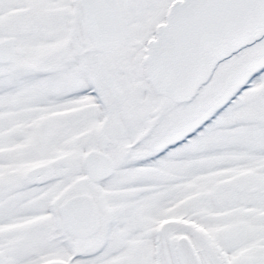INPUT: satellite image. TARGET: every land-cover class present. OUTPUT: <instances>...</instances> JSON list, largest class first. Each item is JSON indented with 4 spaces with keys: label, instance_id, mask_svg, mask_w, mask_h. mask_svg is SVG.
Masks as SVG:
<instances>
[{
    "label": "snow or ice",
    "instance_id": "obj_1",
    "mask_svg": "<svg viewBox=\"0 0 264 264\" xmlns=\"http://www.w3.org/2000/svg\"><path fill=\"white\" fill-rule=\"evenodd\" d=\"M0 264H264V0H0Z\"/></svg>",
    "mask_w": 264,
    "mask_h": 264
}]
</instances>
